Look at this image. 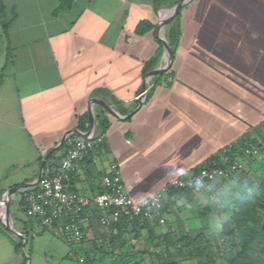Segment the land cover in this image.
Listing matches in <instances>:
<instances>
[{"label": "crops", "instance_id": "1", "mask_svg": "<svg viewBox=\"0 0 264 264\" xmlns=\"http://www.w3.org/2000/svg\"><path fill=\"white\" fill-rule=\"evenodd\" d=\"M171 1L176 0H74L69 10L55 16L59 0H5L9 18L15 15V19L8 37L0 27L4 41L0 197L8 189L34 182L44 157L67 133L84 135L94 130L100 134L102 117L109 121L105 145L77 164L72 174L71 190L81 196L102 192V178L116 163L127 194L141 201L170 181L190 177L208 166L227 146L249 135L263 136L264 0H192L178 15L168 18L169 34L171 30L178 33L173 47L174 81L170 83L167 75L151 78L140 106L145 75L166 65L158 24L160 13L169 9L165 6ZM144 22L154 29L138 34L137 28ZM95 99L124 119L91 103ZM64 152H55L54 166ZM250 169L251 164L245 170ZM232 182L209 184L190 198L167 194L166 214L174 222L152 224L150 230L175 237L182 228L193 231L196 217L199 222H209L211 214L201 219L199 207H212L218 192ZM21 201L22 195L19 209L26 214ZM12 203L15 229L19 225L16 231L40 236L38 230L44 227L39 221L18 220ZM1 210L0 205V264H28L27 244L17 251L16 244L23 239L4 230ZM190 211L194 216L184 218ZM3 214L6 219L5 211ZM50 229L67 245H79L62 257H74L76 264L80 258L87 264L88 257L92 264H115L124 256H128L125 261L130 256L133 260L152 245L148 230L134 239L131 225L122 234L127 243L117 244L115 251L108 241L118 231L104 229L97 222L85 225L81 244L68 243L60 226Z\"/></svg>", "mask_w": 264, "mask_h": 264}, {"label": "built area", "instance_id": "2", "mask_svg": "<svg viewBox=\"0 0 264 264\" xmlns=\"http://www.w3.org/2000/svg\"><path fill=\"white\" fill-rule=\"evenodd\" d=\"M168 81L171 83L174 78L170 76ZM105 142L106 134H97L94 130L84 135L70 134L58 166L45 171L37 192L24 194L28 217L40 221L43 227L60 226L68 243L81 244L85 239L84 227L92 222L110 229L123 219L142 218L163 226L167 220L164 202L169 191L190 190L193 194H200L207 185L242 172L247 162H264V143L248 145L243 151L246 161L224 159L221 165L214 163L202 167L190 177L170 181L163 189L141 201H135L127 194L122 171L114 163L102 178V192L93 197L76 194L71 190L76 165L97 154ZM1 211L4 213L3 209ZM79 263L85 264L86 261L80 258Z\"/></svg>", "mask_w": 264, "mask_h": 264}, {"label": "trees", "instance_id": "3", "mask_svg": "<svg viewBox=\"0 0 264 264\" xmlns=\"http://www.w3.org/2000/svg\"><path fill=\"white\" fill-rule=\"evenodd\" d=\"M160 0H156L159 2ZM164 1V0H163ZM179 4L182 0H176ZM74 0H59V5L54 12V15L57 16L61 12L69 10L73 5ZM15 15L12 18H9L5 0H0V27L4 31L6 37L9 35V30L14 22ZM153 26L150 23H141L137 28L138 34H144L147 31L151 30ZM154 29V28H153ZM169 45L173 51V47L177 44L178 33L175 30H171L169 34ZM8 63L12 60V51L9 50L8 53ZM167 75L168 77L174 78V71L172 67L161 77ZM160 76H156L159 78ZM150 97H148L149 100ZM109 130V121L107 118L102 117L99 121V131L100 134H106ZM264 143V136L261 138H250L244 137L238 143L231 144L226 148L222 149L216 156L211 158V163L208 166H211L214 163L221 165L224 159L231 160H241L246 161L243 155L245 147L248 145H260ZM105 145V143H104ZM103 145V146H104ZM102 146V147H103ZM100 147V149H102ZM66 149V144L64 143L60 150ZM99 149V150H100ZM55 159V153H53L46 163L45 171L53 167V160ZM257 163V164H263ZM249 164H256L255 162ZM247 167V165H246ZM238 182H240L238 180ZM38 187L30 189L21 193L22 201L21 205L23 210L26 212V204L24 201V194L37 192ZM169 196L174 195H184L185 198H190L193 194L190 190H172L169 191ZM168 209V203L164 202V211ZM201 215L209 216L214 213L212 207L210 208H201L198 209ZM230 215L222 226L221 237L227 242L230 243V259L226 264H264V183L257 189V192L248 194L247 192H242V194L234 201V204L229 211ZM30 218V217H29ZM32 219V218H31ZM40 223V221H39ZM41 224V223H40ZM158 226L154 222L147 221L142 218H137L134 220L123 219L119 224L111 227L108 230L115 231L118 233L109 238V245L112 246V251L119 249L117 244L127 243L126 239L123 238V235L126 232L127 226H133L134 230L132 231L133 238L139 239L143 230H148L149 238L152 242V245L144 250L138 252V256L134 255L133 260L132 256L129 257V260H126L128 256H124L123 259H118L115 264H145V257L150 259H155L162 261L163 259L168 261V259L174 258L175 255L180 257L182 260L190 258L193 260V264H215L213 259V250L211 244L214 240V237L209 236H193L187 230L183 228L180 229L176 236L173 237L171 233H164L156 235L153 230H150L151 225ZM4 230L9 233L8 229ZM11 235V234H10ZM23 235L27 238V243L30 238V232L24 230ZM12 237V236H11ZM24 246L23 240H20L16 244V249L18 252H21ZM102 249L104 247H101ZM159 250V251H156ZM93 261L88 257L87 264H92ZM165 264V263H163ZM173 264H181V262H174ZM223 264V263H220Z\"/></svg>", "mask_w": 264, "mask_h": 264}, {"label": "rangeland", "instance_id": "4", "mask_svg": "<svg viewBox=\"0 0 264 264\" xmlns=\"http://www.w3.org/2000/svg\"><path fill=\"white\" fill-rule=\"evenodd\" d=\"M176 2V1H175ZM174 1L169 2L165 8L171 9L175 5ZM164 39L168 43L169 42V22L164 24ZM4 46V41L0 38V64L2 62L1 59V52L2 48ZM262 128V126H261ZM264 136V134H263ZM262 135L259 136L261 138ZM257 139V138H256ZM247 165H249V162H247ZM256 166H259L257 168ZM246 169V167H245ZM243 170L239 174H236L232 178L226 179L227 181L233 180V184H228L225 186L222 190H220L219 196L217 198H214L212 201V210H214L215 213H212L209 219V222H204V226L201 228V222L197 219L193 224L194 229L193 231H190V233L193 236L200 235V236H209L211 234V238L214 237V240L211 244V248L213 250V259L215 264H226L230 259V243L227 242V240L223 239L221 237L222 232V226L225 222H227L229 218V211H231V208L234 204V201L237 200V198L242 194V192H247L248 194H252L254 192H257V189L264 183V163L263 164H252L250 170ZM224 180V181H226ZM236 180V181H235ZM238 180L240 182H238ZM249 189H252V191H249ZM21 197V194H18L15 198L14 202L12 203V213L13 215L18 218V220L29 223L31 221L30 218L26 216V214L19 209V199ZM200 218V213L197 214ZM194 214L190 211L184 214V218H191ZM264 216V213H263ZM3 222H5L4 214L1 215ZM195 218V217H194ZM177 220V218L175 217ZM202 219V218H201ZM17 220V219H16ZM175 220V221H176ZM174 222V219L170 218L167 215L166 223L168 222ZM166 225V224H165ZM208 225L210 228H208ZM18 223L16 224V229L18 228ZM204 228V229H203ZM205 230V231H203ZM39 232H42L40 236H35L33 238L30 235V238L28 240V243L25 247V254L27 257L30 258V262L33 261V264H76L75 258L70 259H62L64 254H68L69 249L70 252L73 250H77L79 245H67L63 240L60 238H56L52 230L50 228L44 227L43 229H39ZM14 237V236H12ZM177 238V236H176ZM20 241V240H19ZM159 251V250H156ZM69 252V253H70ZM193 260H190V258H187L185 260H182L177 255L174 256L172 259H168L166 262L165 259L162 261H158L155 259L147 258L145 260V264H173L174 262H181V264H193Z\"/></svg>", "mask_w": 264, "mask_h": 264}, {"label": "water", "instance_id": "5", "mask_svg": "<svg viewBox=\"0 0 264 264\" xmlns=\"http://www.w3.org/2000/svg\"><path fill=\"white\" fill-rule=\"evenodd\" d=\"M191 1L192 0H182L179 4H177L173 8L168 9V10H163L160 13V19H159V24H158V34H159L160 40H161V42L163 44V47H164V49L166 51L167 61H166L165 67H163L162 69H159V70H156V71H152V72L147 73L145 75V82L143 84V87H142L140 95H139L140 96V100H139L140 101V106H142V103H143V100H144L143 98L145 97V93H146V90H147V82L153 77L163 75L173 65L174 54H173V51H172L170 45L164 39V33H163L164 24L166 23V20L168 18H171V17H174V16L178 15L180 13V11L183 8H185ZM92 102L93 103L96 102L97 104L102 106L104 108V110L108 114H110L111 116L116 117L118 119H124V118L120 117L112 108H110L108 105H106L102 101L95 99V100H92L91 103ZM89 116H90L91 127H92V129H95V127H96V119H95V117L93 115L92 109L89 110ZM130 117L131 116H129L127 118H130ZM70 134H71L70 132L67 133L65 135V137L63 138L61 144L58 147H56L55 149L51 150L44 157V159H43V161L41 163L39 175H38L37 179L34 182L27 183V184L19 186V187L8 189L0 197V205H1L2 209L5 211V214L7 216V218H6L7 220H5V222H4L5 226L7 227V229L9 230V232L11 234H13L16 237H19V238L23 239L24 245L27 244V238L24 235H22V234H20L19 232L16 231V229L14 227V224H13V220H12L11 214H10V204L17 197L18 194H21V193H23L25 191H28L30 189H33V188H36V187L39 186L40 182L42 181V179L44 177L46 163H47L48 159L50 158V156L53 153L58 151L63 146V144L65 143L66 138ZM28 261H29L28 264H30V259H28Z\"/></svg>", "mask_w": 264, "mask_h": 264}, {"label": "clouds", "instance_id": "6", "mask_svg": "<svg viewBox=\"0 0 264 264\" xmlns=\"http://www.w3.org/2000/svg\"><path fill=\"white\" fill-rule=\"evenodd\" d=\"M249 191H252V189H249Z\"/></svg>", "mask_w": 264, "mask_h": 264}, {"label": "bare ground", "instance_id": "7", "mask_svg": "<svg viewBox=\"0 0 264 264\" xmlns=\"http://www.w3.org/2000/svg\"><path fill=\"white\" fill-rule=\"evenodd\" d=\"M5 217L7 218L6 214H5Z\"/></svg>", "mask_w": 264, "mask_h": 264}]
</instances>
